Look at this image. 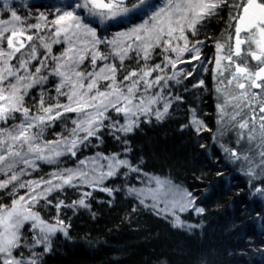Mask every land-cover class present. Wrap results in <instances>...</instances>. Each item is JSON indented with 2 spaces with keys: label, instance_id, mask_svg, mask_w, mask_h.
Wrapping results in <instances>:
<instances>
[{
  "label": "snow or ice",
  "instance_id": "snow-or-ice-1",
  "mask_svg": "<svg viewBox=\"0 0 264 264\" xmlns=\"http://www.w3.org/2000/svg\"><path fill=\"white\" fill-rule=\"evenodd\" d=\"M225 15L224 33L211 35ZM169 124L188 151L157 174L136 137ZM239 177L233 203L249 218L260 204L264 228V0H0V264H48L61 244H101L75 224L82 212L96 220L95 192L109 206L123 194L129 221L150 212L202 239L208 201ZM227 230L248 240L230 256L264 257L247 225L232 219ZM187 255L221 264L211 247Z\"/></svg>",
  "mask_w": 264,
  "mask_h": 264
},
{
  "label": "trees",
  "instance_id": "trees-1",
  "mask_svg": "<svg viewBox=\"0 0 264 264\" xmlns=\"http://www.w3.org/2000/svg\"><path fill=\"white\" fill-rule=\"evenodd\" d=\"M226 22L227 15L223 20L214 21L215 27L211 29L210 34L219 37L224 33ZM205 51L207 52V49ZM203 78L211 86V75L204 74ZM204 110L209 113V118L214 125L212 114L215 113V103L213 97L207 94H205ZM136 140L137 147L143 146L148 154V168L155 169L157 174L161 169L167 174L169 172L167 165L177 160L183 162V156L188 151L185 141L174 134L171 124L146 127L143 133L137 135ZM207 143L210 144L211 140ZM200 166L199 158L195 162L190 160L188 163L189 169L192 167L198 169ZM204 166H208L207 161H204ZM180 175L187 176L188 184L195 182L190 170L181 169ZM210 179H216L214 173ZM114 183L118 184L119 181L109 182V186H114ZM244 183L243 177L234 179L231 181L232 192L228 196L213 197L208 201L205 235L197 240H189L179 230L171 229L164 220L150 212L133 214L129 221L132 203L123 194H117L114 203L109 206L107 202L112 198L106 193L95 192L92 205L93 211L97 213L96 220H92L90 214L82 212L75 220V224L78 230L91 229L92 235L102 243L92 247L82 242H69L66 246L61 244L55 254L48 259V264H115L116 261L120 264H145V261H150L161 253L168 254L172 264H190L187 253L199 245L214 248L221 264H264V257L252 250L243 257L228 254L232 248L248 246L247 239L240 243L236 233L227 230V225L232 219H235L239 226L247 225V233L252 240L257 242L264 240V236L261 235L264 228L255 216V212L261 209V205L251 206L252 216L249 218L244 214L245 209L242 205L233 203L240 200L241 197L237 195V192L239 186ZM217 199L221 201L220 207H217ZM186 219L191 222L198 221L193 216ZM121 249L126 250L121 251Z\"/></svg>",
  "mask_w": 264,
  "mask_h": 264
},
{
  "label": "rangeland",
  "instance_id": "rangeland-1",
  "mask_svg": "<svg viewBox=\"0 0 264 264\" xmlns=\"http://www.w3.org/2000/svg\"><path fill=\"white\" fill-rule=\"evenodd\" d=\"M209 58H211V57H209ZM203 75H204V74H202V76H203ZM192 216H193L194 219H198L197 217H195V215H192ZM186 217H187V216H186ZM186 217H185V218H186ZM186 220H187V219H186ZM187 222H191V221L187 220ZM191 223H195V222L192 221Z\"/></svg>",
  "mask_w": 264,
  "mask_h": 264
},
{
  "label": "flooded vegetation",
  "instance_id": "flooded-vegetation-1",
  "mask_svg": "<svg viewBox=\"0 0 264 264\" xmlns=\"http://www.w3.org/2000/svg\"><path fill=\"white\" fill-rule=\"evenodd\" d=\"M213 52H214V50H213ZM210 57H211V55H210Z\"/></svg>",
  "mask_w": 264,
  "mask_h": 264
}]
</instances>
